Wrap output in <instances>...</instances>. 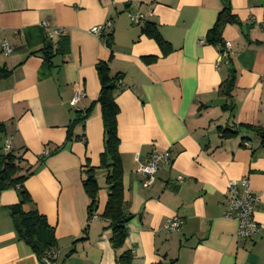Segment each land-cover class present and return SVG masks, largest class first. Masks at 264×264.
Instances as JSON below:
<instances>
[{
	"label": "crops",
	"instance_id": "0c3cea01",
	"mask_svg": "<svg viewBox=\"0 0 264 264\" xmlns=\"http://www.w3.org/2000/svg\"><path fill=\"white\" fill-rule=\"evenodd\" d=\"M228 2L235 20L221 31L223 42L231 43L225 59L208 40L224 0H0V65L10 71L0 79V139L21 157L23 173L31 172L24 186L32 204L22 211L36 209L54 228V264H116L124 251L131 252V264H264V146L253 131L241 129L238 137L225 139L218 129L264 127V0ZM130 13L147 18L134 24ZM146 21L171 44V53L164 55L142 33ZM108 22L101 36L91 32ZM43 23L62 29L60 37L68 39V52L56 53L50 63L42 52L48 43ZM101 61L118 75L129 220L120 250L113 248L103 218L106 179L98 182L92 218L84 188L86 168L106 178L99 169L104 129L96 103ZM232 65L236 82L226 101L220 87ZM90 107V116L78 120ZM154 149L168 150L171 161L146 188L138 166ZM243 178L258 197L254 218L261 227L247 239L238 235V221L225 217L229 183ZM18 200L14 188L0 194V264H46L19 235L10 211ZM172 217L183 224L169 231L165 225Z\"/></svg>",
	"mask_w": 264,
	"mask_h": 264
},
{
	"label": "trees",
	"instance_id": "16d2710c",
	"mask_svg": "<svg viewBox=\"0 0 264 264\" xmlns=\"http://www.w3.org/2000/svg\"><path fill=\"white\" fill-rule=\"evenodd\" d=\"M223 10L220 11L214 27L208 34V40L213 43L222 54L224 51L223 40L221 39V31L223 27L235 20L229 6L228 0ZM142 33L154 39L160 46L164 55L173 51L169 42L164 40L158 31L156 25L150 21H146L143 26ZM47 37V36H46ZM110 35L108 37V44H111ZM48 38V37H47ZM58 43H53L52 39L48 38V43L42 49L45 63H50L51 58L56 53L65 54L69 50L68 39L60 37ZM153 60V59H149ZM231 63V60L229 61ZM98 78L101 89L99 97L96 101L100 105L103 129H104V151L101 154V165L99 169L106 171V186L108 191V200L103 218L109 222L108 228L112 230L110 241L115 250H120L124 247L128 236L127 223L129 222L128 215L124 212V184H123V166L119 153L120 139L118 136V115L120 109L115 99V94L118 91V75L112 76L108 62H99L96 66ZM10 73L5 67L0 65V79L5 78ZM236 70L230 66V75L223 81L220 87V93L224 96L226 101L231 100L232 92L235 88ZM230 105L226 102L222 108L227 110ZM92 112L90 107L84 116L78 120L87 119ZM72 127V126H71ZM221 137L225 139L236 138L240 135L241 129L255 132L261 140V145L264 146V127L253 125H240L238 128H218ZM4 132V127L0 125V133ZM71 129L68 131L67 140L72 138ZM0 194L7 190L14 188L18 193V203L10 207L12 216L19 215L22 220V227L25 234L19 232L20 237L30 246L32 251L41 259L47 256L56 246L55 231L48 223L46 217L40 214L36 209L24 213L22 211L23 205L32 204V199L29 192L26 190L24 183L31 172L23 173L20 166L21 157L15 155L10 151H5L0 148ZM86 178L84 179V188L86 194L90 199L88 207L89 218H92L98 210V194L100 186L96 179V168L89 167L85 169ZM132 254L130 251H124L117 260L116 264H131Z\"/></svg>",
	"mask_w": 264,
	"mask_h": 264
},
{
	"label": "built area",
	"instance_id": "2783aa9c",
	"mask_svg": "<svg viewBox=\"0 0 264 264\" xmlns=\"http://www.w3.org/2000/svg\"><path fill=\"white\" fill-rule=\"evenodd\" d=\"M129 18L134 24H140L147 18L145 13H130ZM45 33L49 39L60 37L63 33L62 29H52L47 23L42 24ZM110 23H105L92 27L91 32L101 36L108 28ZM3 50L6 55L13 52V49L7 44L3 43ZM224 51L222 56L226 59L231 50V43H223ZM264 82V77H263ZM84 96V93L76 92L70 101L72 106H76L80 99ZM12 149L9 141L4 146L5 151ZM171 161V153L168 150L160 151L154 149L150 155V158L146 163H140L138 166V172L143 176V186L148 188L155 181V175L159 167L162 164H168ZM228 205L225 213V217L229 219H235L238 221V235L243 238H254L258 235L261 227L254 218V212L258 204V197L254 195L250 188V182L247 178L241 180H232L228 186ZM183 224V221L178 217H172L167 220L165 228L169 231L179 229ZM52 252H48L45 257L46 264H54L51 261Z\"/></svg>",
	"mask_w": 264,
	"mask_h": 264
},
{
	"label": "water",
	"instance_id": "95a60500",
	"mask_svg": "<svg viewBox=\"0 0 264 264\" xmlns=\"http://www.w3.org/2000/svg\"><path fill=\"white\" fill-rule=\"evenodd\" d=\"M14 220H15V224H16V227H17L18 231L22 232V234L24 235L25 234V230L22 227L21 217L19 215H17V216H15Z\"/></svg>",
	"mask_w": 264,
	"mask_h": 264
},
{
	"label": "rangeland",
	"instance_id": "374dc122",
	"mask_svg": "<svg viewBox=\"0 0 264 264\" xmlns=\"http://www.w3.org/2000/svg\"><path fill=\"white\" fill-rule=\"evenodd\" d=\"M4 142H3V140H1L0 139V148H2L3 149V147H4ZM0 152H1V149H0ZM101 175L99 176V175H97L96 176V179H97V181L98 182H100L101 184H105V176L102 174V173H100Z\"/></svg>",
	"mask_w": 264,
	"mask_h": 264
}]
</instances>
